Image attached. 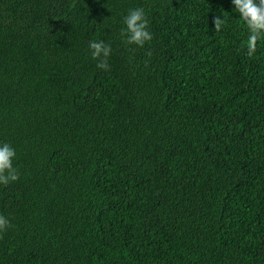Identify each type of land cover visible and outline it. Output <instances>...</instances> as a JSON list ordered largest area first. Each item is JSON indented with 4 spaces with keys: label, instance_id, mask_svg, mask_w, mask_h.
<instances>
[{
    "label": "trees",
    "instance_id": "obj_1",
    "mask_svg": "<svg viewBox=\"0 0 264 264\" xmlns=\"http://www.w3.org/2000/svg\"><path fill=\"white\" fill-rule=\"evenodd\" d=\"M136 8L143 48L121 36ZM248 35L232 0H0V144L19 172L0 185V264H264Z\"/></svg>",
    "mask_w": 264,
    "mask_h": 264
},
{
    "label": "clouds",
    "instance_id": "obj_2",
    "mask_svg": "<svg viewBox=\"0 0 264 264\" xmlns=\"http://www.w3.org/2000/svg\"><path fill=\"white\" fill-rule=\"evenodd\" d=\"M232 4L249 32L246 47L247 54L251 57L256 51L258 41L264 39V0H232ZM123 23L125 27L121 29V36L125 38L126 44L143 48L153 39L143 8L130 10L124 17ZM212 23L213 30L219 32L225 21L217 16ZM88 47L92 59L97 61L96 67L108 71V58L112 52L111 45L94 40L89 43ZM15 156V149L11 145L0 144V185L7 186L19 179V172L13 166ZM9 227H11L9 220L0 215V232H5Z\"/></svg>",
    "mask_w": 264,
    "mask_h": 264
}]
</instances>
